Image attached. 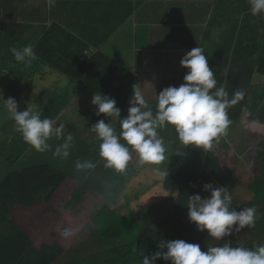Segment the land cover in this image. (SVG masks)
<instances>
[{
	"label": "trees",
	"instance_id": "obj_1",
	"mask_svg": "<svg viewBox=\"0 0 264 264\" xmlns=\"http://www.w3.org/2000/svg\"><path fill=\"white\" fill-rule=\"evenodd\" d=\"M118 1L101 2V6L112 8ZM221 23L229 24L220 34L219 44L224 51L217 52L212 60L219 63L229 56L225 50L233 41L250 46L252 52L246 63L237 58L242 67L237 66V73L244 74V79L231 84L249 93L256 79H264V17L251 14L248 0H232L226 21ZM40 42L38 49L43 54ZM81 44L85 46V41ZM84 49L71 50L73 66L70 67L65 60L46 58V61L52 69L79 79L93 92L97 81L104 84L111 76L117 91L101 94L124 104L130 85L137 77L122 63L108 67L112 63L108 57L103 66L98 54L90 61L94 77L84 78L79 70L86 63ZM104 67H108L107 72ZM223 68H227L226 63ZM236 105L229 108L228 131L243 139L246 148H230L229 141L222 143L227 168L220 166L219 159L210 150L205 156L198 155L176 142L170 163L166 165L168 175L157 186L145 182L146 177H129L125 171L116 173L105 168L104 160L99 165L93 161L90 150L81 154L79 160H91L96 165L94 169L77 171L74 163L61 175L39 163L38 159L47 155L35 156L31 145L11 137L0 152V249L13 240L18 243L12 250L4 248L2 253L12 259L10 263L16 264H55L60 258L67 264L73 256L77 260L72 264H89L90 260L95 264H141V252L143 255L154 253L162 239L184 240L199 244L202 251H207L215 238L206 230L198 231L195 223L189 222L186 208L188 196L209 195L204 190L206 184L226 187L232 196V207L239 211L241 202L235 190L247 191L254 197L245 208H256V222L251 228L244 227L252 241L244 245L229 236L223 240L232 246L248 248L264 244V111L246 99L245 111L235 109ZM58 144L53 142L54 146ZM29 158H35L37 165L34 161L32 166L16 169ZM133 161L128 162L126 170H142L136 169ZM95 174L109 176L113 180L111 184L118 187L93 180L91 177ZM136 178L141 184L130 190ZM143 185L145 188H141ZM171 209L173 213L164 218L162 214ZM156 264H170V261L158 259Z\"/></svg>",
	"mask_w": 264,
	"mask_h": 264
},
{
	"label": "clouds",
	"instance_id": "obj_2",
	"mask_svg": "<svg viewBox=\"0 0 264 264\" xmlns=\"http://www.w3.org/2000/svg\"><path fill=\"white\" fill-rule=\"evenodd\" d=\"M215 1L214 3L217 4L210 7L213 11L211 21L219 23L223 32L229 24L221 22L226 21V15L230 11L231 4L227 5L222 2L223 0ZM54 2L55 0H47L49 7ZM190 2L171 1V4L178 13L180 9L186 8ZM248 4L253 16L264 17V0H248ZM7 14L8 12H3V15L6 16L0 18V24H13V29L1 34L0 60L4 63L3 65L0 64V72L3 66L8 67L7 58H12L15 63L14 68L18 71L23 70L20 78L16 79L21 83L22 88L32 90L36 77L43 81L53 77L67 82V85L62 90L60 87H54L51 92H60V95L63 93L70 94L69 101L55 112L59 116L48 118L43 116L38 104L27 103L23 111H18L15 98L4 99L0 93V106L6 109L14 120L15 131L19 133L17 139H23L37 152L44 153L52 150L48 141L55 137L56 139H63V143L55 147L53 156L60 159L68 158L73 144V136L71 133L64 135L65 125H68L64 121V116L70 112L68 109L79 110L77 105L80 103V98L91 96V103L96 106V115L100 116L89 122L98 121L102 114H105L107 117H116L120 126V132L117 133L112 123L99 120L91 127L93 133L88 135L93 144L85 147H99V156L103 158L105 168L113 169L116 173H123L131 159L130 150L137 154L138 162L141 165H160L166 159V148L158 129L170 130L172 128L173 149L177 142L179 147L186 148L198 155L205 156L210 150V154H214L219 159L220 166L227 168V154L222 149V143L229 141L230 148L237 147L236 145L246 148L243 139H237L235 136L233 143L230 139L233 134L228 131L231 125L228 109L237 103L235 108H242L241 100L250 98L253 106L261 108V105L264 111V79H256L254 88L249 93L235 89L231 85L241 83L244 79V74L237 73V66L242 68L237 58L245 63L250 59L252 49L248 45L244 46L233 41V44L225 50L229 56L219 63H214L212 60L214 56L210 57L201 47H194L190 51L184 52L180 58V65L184 70L179 75L163 78L166 81L157 79L165 87H159L155 91L150 90L149 87L146 88L149 97L145 98L137 89L139 75L126 64L124 53H113L114 59H111L102 48L101 50L84 49L86 63L79 66L84 78L94 77V69L90 61L98 54H101L98 59L101 60L103 66H106V57H108L112 61L108 67L122 63L130 73L137 77V81L130 85L128 99L124 104H121L117 98L101 94L117 91L116 81L111 76L104 84L102 81L100 83L97 81L94 85L95 92H93L79 79L56 71L48 65L46 58L64 60L65 57V64L69 67L73 66L70 63V52L78 49L72 48L70 51L61 53L64 56L61 55L60 57L57 56V52L49 50L47 40L49 26L47 23L42 24L36 17L31 18L28 23H18L11 21ZM171 16L175 17V15ZM35 36L36 40L34 41L32 38ZM177 37L178 35L172 37L171 35L147 34V41L143 42L141 39V42L138 43V38H141L138 35L132 46H137L138 49L142 50L146 48L147 42H152L149 45L150 49L154 51L159 46L156 53L161 56L165 48H171L176 43ZM39 41H41L40 50L43 54L38 49ZM220 42L203 41L208 45V48L215 45V54L224 51V48L219 44ZM31 43L32 45H30ZM153 44H156V48ZM74 62L77 63V60ZM223 63H226V69L223 68ZM26 67L28 69H24ZM107 68L104 67L103 70L107 72ZM230 68L232 72H230ZM4 75L10 76L3 72L1 76ZM74 84H78L79 89L74 90ZM41 92L37 93L38 96ZM252 94H255L254 99L251 98ZM123 108L127 109V116L121 119L120 109ZM97 140H100L101 143H96ZM73 145L81 146L79 144ZM173 149L166 161H170ZM95 166L91 160H77L75 163L77 171L91 170ZM154 171L161 177L168 175L167 169L155 168ZM204 190L209 193L207 197L201 198L199 194L188 196L186 206L188 220L195 223L198 231L206 230L210 237L221 240L233 233H239L245 226L251 228L255 225L256 208L254 206L237 211L232 207V196L226 187L206 184ZM141 256V264H156L158 259L170 261V264H264V244L255 245L253 248L223 244L202 251L199 244L188 243L179 239L171 241L162 239L157 244V250L154 253L143 255L141 252Z\"/></svg>",
	"mask_w": 264,
	"mask_h": 264
},
{
	"label": "rangeland",
	"instance_id": "obj_3",
	"mask_svg": "<svg viewBox=\"0 0 264 264\" xmlns=\"http://www.w3.org/2000/svg\"><path fill=\"white\" fill-rule=\"evenodd\" d=\"M231 1L232 0H223L222 2L227 5H230ZM216 4L217 3H207L205 4L206 8H204L203 4H200L197 0H194L190 2L186 8H182L178 11L177 15H175L174 17L176 18V20L172 21V25H173L172 30L174 34H171V36L174 37L175 35H178V40L179 42H181V46H174V48H171L170 49L171 53L168 56H166V59H164V57L161 58L162 60L157 59L161 61L160 63H156L155 67L152 66V61H157V60L150 59L149 61L146 62V58H145L147 53L152 51L149 46L152 44V42H147L146 48L141 50L143 55H140L139 51H137L138 57L141 58V63L138 66H134V67H132V64H131L130 68L132 69L133 72L135 73L137 72V74L139 75V83H138L137 89L141 91L144 98L149 97V94L146 93V88L148 89L147 85L151 84V82H148V79L157 80V79L149 77L148 73L154 74V75L158 74L156 77L160 80L162 78H165L171 75H179L184 70V68L181 67L180 65L181 59L179 58H181L184 55V52L190 51L194 47L203 48L204 51L210 55V57L215 56V45H213L212 48H208V45L203 43L202 41L203 35L200 34L202 29L201 27L195 28L198 24L192 21L193 20L196 21L200 19L201 17H203L204 21H207L208 16H209L207 12L208 9H210L212 5H216ZM182 25L185 27H180ZM12 29H13V24H8V25L0 24V40H1L2 33L11 31ZM141 39L144 42V37L141 36V38H138V43L141 42ZM32 40L35 41L36 36L32 38ZM30 45H32V43ZM153 46L154 48H156V44H153ZM105 52L109 54L111 59H114V56H113L114 50L112 46H109V48H107ZM7 61H8V67L3 66L0 72V93H2L4 99H7L9 97L15 98L18 104V108H17L18 111H23L27 103L38 104L44 117L57 118L59 114H56L55 112H57L62 106H64L69 101L70 94L63 93L60 95L59 94L60 92H55V91L51 92V91L53 90L54 87H60V90L65 89L67 82L62 81V80H57L56 78H53V77H51L49 80L43 81L39 77H36L35 78L36 82L33 85L32 90L30 89L26 90L22 88L21 83L16 80L20 78V76L23 74L22 73L23 70L18 71L16 68H14L15 63L12 58H7ZM3 63L4 62L0 60V64L3 65ZM160 67H163L164 69L165 68L166 69L165 70L162 69L161 70L162 72L160 73V70H159ZM24 69H28V67ZM3 72L4 74H8L10 76L9 77L5 75L1 76ZM155 85L157 87H162V88L165 87V85H163L161 82H156ZM73 86H74L73 87L74 90L79 89L78 84H74ZM150 88H151L150 90H154V91L158 89L154 87L153 85H150ZM40 91L42 92L38 96L37 93ZM251 98L254 99L255 94H252ZM91 100H92L91 96H88L86 98H80V103L77 105V107H79V110H74V108L68 109L70 110V112H68L67 115L64 116V121L68 124V125H65L64 135L66 136L67 134L71 133V135L73 136V144H79L83 146V149L82 150L80 149V153L74 152L72 149H70V155L66 159H60L58 157H54L53 151L55 150L56 146H53V142H55L56 144L63 143V139H56L55 137H52L48 141V143L52 146V150L46 151L44 153H40L34 150V152L32 153L35 156L36 154L53 156V159L49 157L45 158L43 164L50 163L55 160L64 161V160L69 159V157H72L67 162L69 165H72L76 163L77 160L80 159L81 154L83 153L85 154V152L89 150H90V155L93 161H97L99 165L101 164V162L103 161V158L99 156V147H85V146H89L93 144V141H91L88 137V135H91L93 133L91 131V127L99 120H104L105 123H108V122L112 123L113 126L116 128L117 133H119L120 126H119V122L116 117H107L105 114H102V117L98 121L89 122L90 120L99 118L100 116V115H96V106L92 105ZM246 100L252 103V100L250 98ZM241 101L244 104V99ZM263 105H264V102H263ZM260 107L262 108L261 105ZM241 110L245 111L244 107H242ZM228 113H229V109H228ZM53 115H56V116H53ZM126 116H127V109L126 108L120 109V118L122 119V118H125ZM245 120L248 121L247 116H245ZM15 127H16L15 122L11 118L10 114L6 111V109L0 106V152H1V149L5 146V144L11 139V137H18L19 133L15 131ZM158 133L163 138V141H164V146L166 148V152H165L166 159L160 165H151L150 167H153V168L152 169L150 168L149 171L148 170L145 171L146 174L143 169L137 170L134 172L132 170L130 171L125 170L126 176L142 177V178L146 177L145 182H149L151 186H157L160 184L162 177L158 175L156 171H154V169L155 168H159L161 170L167 169V172L169 171V166H166V165H168L170 161H166V160L169 159L170 154L173 149V142H174V139L172 136L173 128L170 130L158 129ZM234 137L235 135H232L230 137L232 143L234 141ZM121 142L123 143L124 141H121ZM96 143H101V141L97 140ZM236 146L240 147L241 149H245L243 148L245 146H241V145H236ZM130 155H131L130 160L138 159L137 154L134 151L130 150ZM31 159H34V158L25 159L21 164L18 165L16 169L18 170L23 167L34 165L35 163ZM36 165H37V161H36ZM229 168L231 169L232 167L230 166ZM56 172H58V170H56ZM91 178L93 180H97L99 182H105L106 184L115 186V188L118 187L116 184H111V181L113 180L109 176H100L98 174H95ZM140 184H141L140 180L136 178L132 188H137ZM141 188H145V185H143ZM234 194L237 196V199L241 202L240 205L242 209L245 208V206L250 202V200L254 199L253 195H251L247 191L244 192L241 189L235 190ZM145 201H149V199H146ZM173 211L174 209L166 211L162 214V216L164 218L168 217L169 215L173 213ZM229 237H231L232 239L238 240L241 244H244V245H248L249 242L252 241V238H250V235L245 232L244 228L241 229L239 233H233ZM223 244H228V242L223 240V238L221 240L215 239L214 241L211 242L210 246L211 247L222 246ZM75 260L77 259H75V256H73L70 260L67 261V264H72ZM57 264H65V263L61 262V258H60L57 260ZM89 264H95V263L94 261L90 260Z\"/></svg>",
	"mask_w": 264,
	"mask_h": 264
},
{
	"label": "crops",
	"instance_id": "obj_4",
	"mask_svg": "<svg viewBox=\"0 0 264 264\" xmlns=\"http://www.w3.org/2000/svg\"><path fill=\"white\" fill-rule=\"evenodd\" d=\"M107 1L114 0H55L51 7L48 6L47 0H0V18L6 16L3 15V12H8V18L14 22L28 23L31 18L36 17L42 24L47 23L49 26L48 49L57 52L58 57L62 55L61 53L70 51L72 48L78 50L79 48L101 50L102 48L106 50L112 46L114 53H124L126 64L129 66L132 64L134 67L141 63L137 51L139 50V54L143 55L141 49L132 46L138 35L143 36L144 41H147V34H174L172 21L176 18L171 15H177V12L172 7L171 1L192 2L194 0H119L115 7L104 8L101 6V2ZM197 1L203 4L204 8H206L205 4L207 3L216 2L215 0ZM170 7L172 8L169 9ZM207 12L209 14L207 21L201 17L192 22L198 24L195 28L201 27L202 41L217 43L220 41L222 31L219 23L211 21L213 13L211 8ZM81 41H85V46H82ZM174 46H181L178 37L171 48ZM171 48H165L164 53L159 56L156 53L159 49L158 46L156 50L150 51V54L145 57L146 62L150 59L157 60L163 57L166 59V56L171 53ZM161 60L152 61V66L155 67V64L160 63ZM162 69L164 68H159L160 72ZM148 75L158 79L156 77L158 74L148 73ZM161 80L166 81L163 78ZM148 82H151L147 85L149 88L150 85L159 88L155 85L156 82H160L159 80L148 79ZM71 149L80 153L81 146L72 145ZM47 157L53 159V156H46L42 160L38 159L39 163L43 164ZM71 158L69 157V159ZM69 159L65 161L55 160L46 164H55L59 167L61 174H66ZM31 160L36 161L35 158ZM133 162L137 166L136 169L150 170L146 164L141 165L138 159ZM129 189L132 190L133 188L130 186ZM17 243V240L11 241L8 246H5L4 243L5 247L0 249V264H16L10 263L12 259L2 252L4 248L12 250L13 247L17 246Z\"/></svg>",
	"mask_w": 264,
	"mask_h": 264
},
{
	"label": "bare ground",
	"instance_id": "obj_5",
	"mask_svg": "<svg viewBox=\"0 0 264 264\" xmlns=\"http://www.w3.org/2000/svg\"><path fill=\"white\" fill-rule=\"evenodd\" d=\"M61 161H63V160H61ZM65 161V160H64ZM131 161H133V160H131ZM46 166H48L49 167V169H47V170H51V171H56V170H58V172L57 173H59V174H61L60 173V171H59V167L57 166V165H55V164H45ZM73 165V164H72ZM146 166H148V167H150L151 165H148V164H146ZM62 175V174H61ZM54 263V262H53ZM57 263V262H56Z\"/></svg>",
	"mask_w": 264,
	"mask_h": 264
}]
</instances>
